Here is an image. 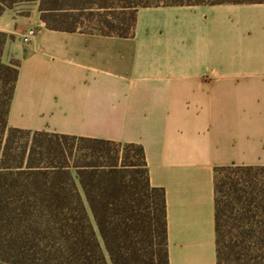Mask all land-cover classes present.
<instances>
[{
    "label": "crops",
    "instance_id": "obj_1",
    "mask_svg": "<svg viewBox=\"0 0 264 264\" xmlns=\"http://www.w3.org/2000/svg\"><path fill=\"white\" fill-rule=\"evenodd\" d=\"M0 32L21 63L10 126L142 145L170 264H217L215 170L264 166V4L142 8L133 38L51 31L25 5Z\"/></svg>",
    "mask_w": 264,
    "mask_h": 264
},
{
    "label": "trees",
    "instance_id": "obj_2",
    "mask_svg": "<svg viewBox=\"0 0 264 264\" xmlns=\"http://www.w3.org/2000/svg\"><path fill=\"white\" fill-rule=\"evenodd\" d=\"M264 0H0L46 29L133 38L142 8ZM24 16L30 13L23 12ZM0 32V264H170L167 195L142 145L12 128L20 61ZM217 264H264V166L215 170Z\"/></svg>",
    "mask_w": 264,
    "mask_h": 264
},
{
    "label": "built area",
    "instance_id": "obj_3",
    "mask_svg": "<svg viewBox=\"0 0 264 264\" xmlns=\"http://www.w3.org/2000/svg\"><path fill=\"white\" fill-rule=\"evenodd\" d=\"M38 34V31L37 29L35 28H32L30 29L26 34H25V37H24V42L25 43H29L32 39H34Z\"/></svg>",
    "mask_w": 264,
    "mask_h": 264
},
{
    "label": "rangeland",
    "instance_id": "obj_4",
    "mask_svg": "<svg viewBox=\"0 0 264 264\" xmlns=\"http://www.w3.org/2000/svg\"><path fill=\"white\" fill-rule=\"evenodd\" d=\"M27 6H30L31 7V6H35V5H27Z\"/></svg>",
    "mask_w": 264,
    "mask_h": 264
}]
</instances>
